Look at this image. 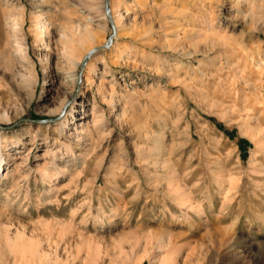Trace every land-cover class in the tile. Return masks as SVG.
I'll use <instances>...</instances> for the list:
<instances>
[{"label":"rangeland","instance_id":"obj_1","mask_svg":"<svg viewBox=\"0 0 264 264\" xmlns=\"http://www.w3.org/2000/svg\"><path fill=\"white\" fill-rule=\"evenodd\" d=\"M0 137V264H264V0H0Z\"/></svg>","mask_w":264,"mask_h":264},{"label":"bare ground","instance_id":"obj_2","mask_svg":"<svg viewBox=\"0 0 264 264\" xmlns=\"http://www.w3.org/2000/svg\"><path fill=\"white\" fill-rule=\"evenodd\" d=\"M122 17V16H121ZM120 17V20L119 19H117L116 21H115V23H116V27H119V24H120V22H121V20H122V18ZM123 56V53H118V57L120 58V57H122ZM79 65H80V63H76L75 64V67L76 68H78L79 67ZM94 73H95V65L94 64H92L91 65V67L89 68V71H88V74H87V84H89V82H91L92 81V77H90V75L91 76H93L94 75ZM93 74V75H92ZM72 82L74 83V85L77 87L78 86V83H79V79L75 76L74 77V79H72ZM73 96V93L71 94V97ZM67 119L68 118H66V120H65V122L63 123V126H65L66 124H67ZM0 139H1V137H0ZM1 153H2V150H1V145H0V172L1 171H4V166H3V160H2V155H1ZM3 174V173H2ZM8 174V173H7Z\"/></svg>","mask_w":264,"mask_h":264},{"label":"water","instance_id":"obj_3","mask_svg":"<svg viewBox=\"0 0 264 264\" xmlns=\"http://www.w3.org/2000/svg\"><path fill=\"white\" fill-rule=\"evenodd\" d=\"M108 3H109V0H107V8H108ZM95 52H96V50L92 51L91 53H89V55L87 57H90Z\"/></svg>","mask_w":264,"mask_h":264}]
</instances>
